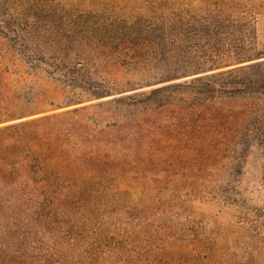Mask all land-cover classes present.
I'll list each match as a JSON object with an SVG mask.
<instances>
[{"label":"trees","instance_id":"trees-1","mask_svg":"<svg viewBox=\"0 0 264 264\" xmlns=\"http://www.w3.org/2000/svg\"><path fill=\"white\" fill-rule=\"evenodd\" d=\"M127 1L0 0V88L41 75L50 110L74 106L0 117V264H264V207L240 187L264 158V0ZM196 204L233 208L228 235Z\"/></svg>","mask_w":264,"mask_h":264},{"label":"rangeland","instance_id":"rangeland-1","mask_svg":"<svg viewBox=\"0 0 264 264\" xmlns=\"http://www.w3.org/2000/svg\"><path fill=\"white\" fill-rule=\"evenodd\" d=\"M68 4L75 6L81 10H95L101 5L99 0H64ZM127 1V0H125ZM132 1V0H131ZM130 0L127 2H131ZM109 2V3H108ZM107 4H113L108 1ZM135 4V10L137 12L146 13L150 10H162L170 8H190L191 10H201L204 7V4L200 0H172L169 3L163 2L161 5L157 0H133ZM118 4L117 8H122L123 5ZM112 6V5H111ZM114 6V5H113ZM130 8V7H128ZM119 10V9H118ZM4 86L0 88V117L4 119L8 118L9 114H15V116H25L30 113H35L39 111H45L44 114L58 112L62 110L70 109L71 107H63L59 109L50 110L52 108H57V105L49 106L48 102H54L58 104L60 102L59 92L54 90V84H52L46 78L40 76H27L25 74H15L10 73L7 75V78L4 79ZM25 85H33V87H25ZM23 88V90H21ZM16 89L17 91L21 90L19 97L13 100V103L9 102L11 90ZM35 100H34V99ZM33 99V100H31ZM86 102L84 104H88ZM6 108H11L14 111H6ZM49 110V111H48ZM17 114V115H16ZM35 116L23 117L19 120H14L8 123L21 121ZM14 118V117H13ZM3 125V124H0ZM223 167L219 169L220 171H225L227 167L230 166L228 159L223 158L221 160ZM220 163L217 162L215 166H219ZM263 166L264 158L258 150H252L251 153L246 157L243 164V174L241 176V189L244 190V193L250 199L251 204L255 206L264 207V180H263ZM188 168V164H185L183 168ZM189 182V181H188ZM235 210L233 208L222 209L218 206H212L209 204H196L195 213L198 217L208 218L215 226L220 229L225 230V235H228V230H230L231 222L235 219L234 214ZM64 255L69 254L74 258L73 263L76 264H126L123 261H118L116 258L99 261L95 260V256L108 257L116 256L117 252L112 251L111 249L106 250H93V248L86 249L85 251H74V252H64ZM106 256H104V255ZM27 264L26 262H24ZM70 263V262H69ZM68 264V263H67ZM139 264H157L155 262L149 263L147 261H141Z\"/></svg>","mask_w":264,"mask_h":264}]
</instances>
